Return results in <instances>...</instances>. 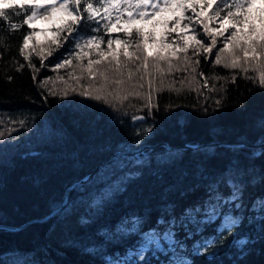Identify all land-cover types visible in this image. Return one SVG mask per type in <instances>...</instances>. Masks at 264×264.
<instances>
[{
    "label": "trees",
    "instance_id": "obj_1",
    "mask_svg": "<svg viewBox=\"0 0 264 264\" xmlns=\"http://www.w3.org/2000/svg\"><path fill=\"white\" fill-rule=\"evenodd\" d=\"M251 12L264 15L255 8ZM186 15H192L191 11ZM23 18L15 14L11 22L0 18V264H144L137 256L130 259L128 253L136 252L145 234L153 230L164 251L152 245L153 253L146 254L149 264H176L178 260L187 264H264V222L258 207H253L264 198V146L199 147L213 141L264 143V88L257 72L251 67L245 73L242 68L216 65L214 53L222 43L213 54L201 49L196 56L194 41H189L186 55L190 61L185 63V53L179 52L178 57H170L171 71L167 62L160 61L161 74L153 68L152 57L158 53L169 56L177 45L170 48L153 38L142 45L151 53L147 74L141 61L128 65L135 75L126 87L135 86L142 95H129L122 103L109 96L110 103H105L80 95L90 83L98 88L103 82L98 75L89 78L77 67L87 65L89 58H99L96 51L54 70L61 54L67 56L73 50V43L65 42L44 59L42 67L41 57L32 49H43L47 56L52 37L37 40L32 36L26 49L30 67L20 47L23 35L34 33L35 26L9 27V23L22 24ZM86 25L95 27L94 22ZM133 27L149 33L142 26ZM194 27L203 36L202 26ZM80 30L105 36L103 28L99 33H92L88 26ZM110 35L126 38L123 32ZM181 35L177 28L167 35V41L182 45ZM203 38L211 42L207 36ZM153 43L159 48H151ZM125 47L112 45L121 61L126 59ZM101 49L108 52L106 41ZM127 50L133 51L134 45ZM197 60L199 64L194 63ZM128 69L121 79L127 80ZM69 73L81 77L79 82ZM109 75L115 78L118 74ZM116 87L109 84L106 91L114 92ZM185 144L198 147L171 149ZM141 149L136 156L115 155ZM98 166L88 180L77 183ZM228 177L243 182V207L224 206L222 211H231L243 220L233 229L234 235L224 232L220 236L222 216L202 222L205 210L215 203L213 188L218 186L225 198L231 194L220 183ZM74 183L67 203L49 220L19 230L1 227L49 215L63 203L66 189ZM196 207L201 208L196 216L199 223H191L186 213ZM169 228L182 245L175 251L163 239ZM237 239H246L247 244L240 247ZM207 240L214 243L205 251Z\"/></svg>",
    "mask_w": 264,
    "mask_h": 264
},
{
    "label": "snow or ice",
    "instance_id": "obj_2",
    "mask_svg": "<svg viewBox=\"0 0 264 264\" xmlns=\"http://www.w3.org/2000/svg\"><path fill=\"white\" fill-rule=\"evenodd\" d=\"M256 0H0V18L11 22L12 14L16 17L23 15L22 24L9 23L11 30H18L23 25H29L39 20L48 22H57L58 24L53 31L50 46L47 49V56L43 55V49L36 51L32 49L37 56L41 57V66H44V59L53 56L55 52L64 47L65 42H72L73 50L67 56L61 54L60 59L55 64V69L65 68L72 65L73 60L81 61L85 57L90 56L91 50L96 51L97 59L89 58L87 65L77 64L82 72H86L89 78H95L97 75L103 81L97 88L94 84H89L84 90L80 92L82 96H89L95 100H103L105 103H110L108 97L123 102L128 99L129 95L135 94L141 96L142 94L135 91V86L131 89L126 87L133 79L135 73L128 69L129 64H134L136 61H141V66L147 74L149 57L151 53L148 48L142 47L148 40H152V33H145L141 27H133L136 21H147L152 23L153 18L159 16L164 12H179V15L173 19H159L155 23L168 26L171 24V32L176 31L178 27H182L191 35H181L180 40L184 43L178 44L177 48L173 49L169 56H164L158 53L152 57L153 68L156 72L163 73L160 67V61L168 63V70H172V63L170 57H178L179 52L185 53L184 62L188 63L190 57L186 55L189 50V41H194L193 55H200V50L203 53L213 54L218 43H222L215 54V64L223 63L226 68H242L247 73L251 67L257 72L258 83L264 88V63L261 58L264 57V15H254L251 9L254 7ZM17 8L20 11H17ZM199 9V11H198ZM206 9L210 11H206ZM191 11L192 15H186ZM86 14V16H85ZM259 21V23H257ZM86 22H94L95 27L86 25ZM202 26L203 36L199 35V29L194 25ZM215 25H218L216 27ZM88 26L92 33H99L103 28L105 36L98 34L89 35L82 33L81 28ZM2 31V29H0ZM123 32L126 38L117 36L115 39L110 35L113 32ZM169 32L167 35H170ZM66 33V35H62ZM227 33V35H225ZM33 32L29 31L23 35V45L20 47V54L24 56L26 61H29V66L33 65L30 62V54L26 51L29 41L32 39ZM207 36L210 39L205 40L203 37ZM222 38V39H220ZM106 41L108 52L101 49V44ZM116 43L124 45V56L126 59L121 61L119 54L112 48ZM134 45V50L129 52L128 47ZM54 46V47H52ZM242 53V56H241ZM111 56V60L107 57ZM207 58V57H205ZM250 61L255 63H250ZM107 66H103L104 64ZM199 64V61H195ZM114 65V67H113ZM128 69L127 80L121 79L123 70ZM179 70V69H178ZM140 71V66L136 68V72ZM196 71L195 67L192 69ZM110 72L118 74L115 78L109 75ZM203 76V73L200 74ZM69 77L75 79L77 82L81 77H74L69 73ZM143 76L140 77L143 80ZM253 79V77H247ZM195 79V77H193ZM44 83H47L45 81ZM109 84L116 85L114 92L106 91ZM142 87V85H140ZM205 87H207V80H205ZM149 87H152V81H149ZM75 91V88L72 89ZM179 91V89H176ZM55 95L56 93H51ZM67 95V90L64 91ZM148 107H151V94L148 96ZM220 183L226 184L231 190V194L225 198L219 191L218 186L212 189L215 203H210V206L205 210L204 215L206 220L202 223H211L213 220L222 216L220 224V236L224 232L228 235H234L233 229L237 228L243 217L240 215H232L231 211L223 212L224 206H234L235 210L243 207L242 197L244 192L243 182H236L231 177L222 179ZM254 208L262 213L261 221L264 222V198H261L253 205ZM201 213V208L196 207L189 209L186 217L190 218L191 223H199L196 216ZM161 223L164 221L161 220ZM175 224V222H173ZM183 224V221H181ZM124 231L125 229H121ZM174 232L169 228L163 235V239L168 242L171 250L175 251L177 247L182 245L174 238ZM214 243L213 240L205 242V251ZM236 244L243 247L247 244L246 239H237ZM155 245V250L163 252L164 249L160 245V237L158 233L153 230L145 234L143 242L140 244L136 252H129L128 256L131 259L138 256L140 261L144 264H149L146 254H152ZM24 264V262H18ZM116 264H125L124 261H118ZM176 264H187V262L177 261Z\"/></svg>",
    "mask_w": 264,
    "mask_h": 264
},
{
    "label": "rangeland",
    "instance_id": "obj_3",
    "mask_svg": "<svg viewBox=\"0 0 264 264\" xmlns=\"http://www.w3.org/2000/svg\"><path fill=\"white\" fill-rule=\"evenodd\" d=\"M18 2H19V0H17V3ZM209 2H210V0H209ZM253 8L264 11V0H256V3H255ZM198 11H199V9H198ZM206 11H210V10L206 9ZM251 11H252V9H251ZM177 14H179L178 11L176 13L164 12V13H161L159 16L154 17L152 23H149L147 21H136V22H134L133 26H142L145 30L149 29L148 32H151L153 34V38L155 39V41L157 43H159V44H162L161 42L167 43L170 48H173L174 45H178L177 42L176 43H174V42L171 43V42L167 41V34L169 32H171V27L172 26L168 25L166 27L163 24H158V23L156 24L155 21L159 20V19H168V20H170V19L175 18ZM263 14H264V12H263ZM57 24H58V21L57 22H48V21L37 19L36 21H34L32 23V25L35 26L34 27V31L35 32H34L33 36L37 40H41V39H46L48 37H52L53 31L55 30ZM154 26H156L155 29L153 28ZM215 26L218 27V25H215ZM178 32H181V34H183V35H185L187 33L186 30L182 29V27H178ZM159 44H156V43L154 44L153 43V45H151V48H153V47L154 48H159V46H160ZM137 258L139 259L138 256H137ZM105 264H116V263L106 262Z\"/></svg>",
    "mask_w": 264,
    "mask_h": 264
},
{
    "label": "water",
    "instance_id": "obj_4",
    "mask_svg": "<svg viewBox=\"0 0 264 264\" xmlns=\"http://www.w3.org/2000/svg\"><path fill=\"white\" fill-rule=\"evenodd\" d=\"M164 145L167 146V144H164ZM206 146H211V147L212 146H222V147H237V148H242V149H258V148L263 147L264 143H261V144H247V143H243V142L213 141V142H210V143H207V144L200 145L199 147H206ZM197 147L198 146H196V145L185 144V145H182V146L172 147L171 149H174V148L175 149H194V148H197ZM142 152H143V149L138 150V151H136V150L126 151V152H122V153L118 152L115 155L125 154V155H130V156H136V155H138V154H140ZM100 166H98L89 176H86L85 178L81 179L77 183H82V182H85L86 180H88V178L91 177L100 168ZM77 183L72 184L70 187H68L66 189L65 198H64L63 203L60 206H58L57 208H55L49 215H47V216H45L43 218H37V219L28 220L27 222H25L24 224L19 225V226H1V227H6V228L11 229V230H19V229L25 227L26 225H28L30 223L49 220L59 209H61V207L63 205H65L67 203L69 189L74 188L77 185Z\"/></svg>",
    "mask_w": 264,
    "mask_h": 264
}]
</instances>
